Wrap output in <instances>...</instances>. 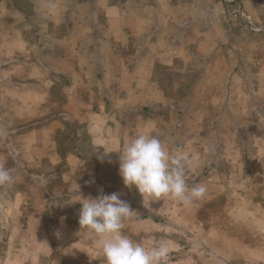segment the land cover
<instances>
[{
	"label": "crops",
	"instance_id": "1",
	"mask_svg": "<svg viewBox=\"0 0 264 264\" xmlns=\"http://www.w3.org/2000/svg\"><path fill=\"white\" fill-rule=\"evenodd\" d=\"M232 1L0 0V165L15 177L0 187V264H61L44 216L58 183L75 185L79 198L67 205L77 211L120 193L134 211L124 234L192 250L176 264H264V58L212 62L233 49L231 19L264 23V0H243L242 11ZM217 8L238 10L229 19ZM241 82L259 94L231 93ZM137 133L187 151V184L203 185L204 197L150 202L126 188L115 151ZM61 168L73 176L57 183ZM68 226L59 230L71 236ZM76 236L96 242L81 226Z\"/></svg>",
	"mask_w": 264,
	"mask_h": 264
},
{
	"label": "clouds",
	"instance_id": "2",
	"mask_svg": "<svg viewBox=\"0 0 264 264\" xmlns=\"http://www.w3.org/2000/svg\"><path fill=\"white\" fill-rule=\"evenodd\" d=\"M104 155L108 151L105 147ZM119 153V175L124 186L135 187L143 201L171 198L185 206L200 200L206 193L203 185L189 187L187 176L192 159L183 148L168 150L156 136L137 133ZM103 162V156L98 157ZM110 162V161H109ZM15 182L12 172L0 165V187ZM79 212L81 229L91 232L106 264H166L170 247L167 241L146 247L122 231L132 211L120 193L101 194L84 199Z\"/></svg>",
	"mask_w": 264,
	"mask_h": 264
},
{
	"label": "rangeland",
	"instance_id": "3",
	"mask_svg": "<svg viewBox=\"0 0 264 264\" xmlns=\"http://www.w3.org/2000/svg\"><path fill=\"white\" fill-rule=\"evenodd\" d=\"M232 3L235 4L234 7L242 6V8L238 7V9L241 11L243 10L244 8L243 0H234L232 1ZM238 9L232 8V9H229L228 12L225 10L226 16H229V19H231L230 16L234 17L235 11H237ZM221 10H222V14H221ZM223 11L224 10L222 8L220 9L217 8V14L218 15L221 14L222 17H225L224 16L225 13ZM257 23L258 25L254 24L255 27L253 26V28H251V26H249L247 28L246 25H243L244 23L238 24V21L236 19L235 20L231 19L229 25H230V31L232 33L230 37H232V42L234 46L233 47L231 46L230 48L231 49L233 48V49L231 50L230 54L226 55L225 57H220V58L214 57V60L212 62H215L218 65L222 63H226V65H229L230 67H234L237 64H242V61L244 60V58L248 59L249 62L254 63V64L256 63V60H259L260 58H264V56H261L260 54H256L258 49H264V35L258 36L259 33L264 32V23L262 20H259ZM260 27H262V29H259ZM240 48L243 51L248 52V55L247 56L244 55L243 59L240 58V55H238L237 53L238 51H240ZM253 67L255 66L253 65ZM237 74H242V73L238 72ZM255 75L257 76V73ZM225 79H226L225 81H227L228 79L227 75ZM235 86H236V89L234 88ZM242 86L243 88H241ZM244 87H246L244 83H242V85L240 84L235 85L234 83L232 87H228V88L231 90V93L232 92L241 93L242 91L246 90L249 94V97H253L259 94V91L257 89V83L256 84L254 83V86H251V88L249 86H247V88H244ZM230 90H228L227 94H230L229 93ZM253 122L254 121L252 120L247 121L249 127L253 125ZM40 171H43V173H47V171H50V170L42 169ZM68 171H69V174H72L73 176L72 169L61 168V169H54L52 171L54 172V174L56 173L55 179L57 180V183L62 182L63 179L69 177L67 176ZM192 175L193 174L191 171V176ZM58 184L59 185L56 187V191L58 189L57 191L58 193H56L58 196H56L55 198H52V201H50L52 204L48 210L49 212L45 211V215H44V216H47L46 222L48 224V227L51 226V230H49V233H48L49 238L51 239L53 243V247H52L53 252L51 253V255H54L56 262H59L61 264H106L103 253L101 249L99 248L98 244H96L97 242L90 243V241H88L86 246L85 245L80 246V240L77 239L76 235L79 234V229H80V224H79V212L80 211H77L76 208L71 204L67 205L68 203L67 201H69L70 197L75 200L79 198L78 191L75 188V185L68 184V183L67 184L58 183ZM6 190L8 191V194H12L11 191H13V188L11 186H8ZM31 191H33L31 192V195L32 193L37 192V190L35 189ZM40 191L41 192L37 194L38 195L37 197L39 199L38 210L44 211L45 203H48V202L45 199V195L43 191L41 189ZM75 191L77 193H75ZM27 205H28L27 210H22V211H25L24 215H22V218H19L20 224L26 223L27 218H23V217H25L27 212L32 211V201H29ZM64 225H69L73 227L71 236H69V234H67L65 231L59 230L60 227ZM61 235H64V236H61ZM191 252L192 250L191 249L189 250L188 248H186L184 252H181L180 250L179 251L173 250L172 252L169 253L166 264H176L177 259H180L183 257L181 256L182 254L186 256V254L188 253L191 254Z\"/></svg>",
	"mask_w": 264,
	"mask_h": 264
},
{
	"label": "built area",
	"instance_id": "4",
	"mask_svg": "<svg viewBox=\"0 0 264 264\" xmlns=\"http://www.w3.org/2000/svg\"><path fill=\"white\" fill-rule=\"evenodd\" d=\"M191 176V171L189 172L188 176H187V179Z\"/></svg>",
	"mask_w": 264,
	"mask_h": 264
},
{
	"label": "trees",
	"instance_id": "5",
	"mask_svg": "<svg viewBox=\"0 0 264 264\" xmlns=\"http://www.w3.org/2000/svg\"><path fill=\"white\" fill-rule=\"evenodd\" d=\"M77 207H78V205H77Z\"/></svg>",
	"mask_w": 264,
	"mask_h": 264
}]
</instances>
